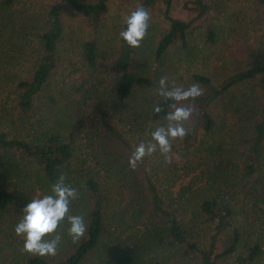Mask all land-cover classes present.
Listing matches in <instances>:
<instances>
[{
  "label": "trees",
  "instance_id": "trees-1",
  "mask_svg": "<svg viewBox=\"0 0 264 264\" xmlns=\"http://www.w3.org/2000/svg\"><path fill=\"white\" fill-rule=\"evenodd\" d=\"M180 1L139 0L146 10L164 7L157 59L174 46L189 50L191 20L170 15ZM187 1L198 18L208 14L204 0ZM248 1L264 8V0ZM107 2L0 0V215L63 177L78 193L68 215H82L86 225L74 241L65 218L54 233L56 254L38 256L19 240L6 246L1 237L15 223L2 220L0 264H264V86L255 96L236 95L259 77L264 85V65L217 83L194 73L188 86L200 96L166 100L148 92L151 79L132 67V48L121 38L115 59H102ZM67 10L83 20L85 37L67 39ZM240 28L246 47L253 30ZM206 37L213 41L211 29ZM173 106L192 109L182 122L186 135L130 167L134 146L167 124ZM227 140L236 148H223ZM196 169L173 192L180 173Z\"/></svg>",
  "mask_w": 264,
  "mask_h": 264
},
{
  "label": "rangeland",
  "instance_id": "rangeland-1",
  "mask_svg": "<svg viewBox=\"0 0 264 264\" xmlns=\"http://www.w3.org/2000/svg\"><path fill=\"white\" fill-rule=\"evenodd\" d=\"M83 2H93L95 0H80ZM107 12L101 20L99 36L103 48L102 55L105 62L115 59L119 46V32L124 28L126 16L134 11L139 4V0H108ZM208 6V14L198 18L199 9L193 1L173 3L170 15L183 22H192L193 34L189 37V50L184 51L178 46L169 49L162 58L155 57L154 48L166 29V22L163 19L164 7L160 5L147 9L149 13L148 29L139 46L132 48V67L143 76L151 79L152 86L148 92H158L159 81L164 78L166 87L189 88L190 76L194 73L206 75L214 82L222 81L228 74L249 69L256 64L264 65V8H259L248 0H204ZM63 23L67 33V39L78 40L86 36V28L83 20L70 12L65 11ZM253 30L251 40L243 43V35L240 26ZM211 29L214 33L212 42L206 37V31ZM244 30V29H243ZM245 31V30H244ZM250 45V48L247 46ZM102 50V49H101ZM261 77L238 88L236 95L241 93L248 96L258 95L263 89ZM220 134H224L221 130ZM233 141H225L223 148L235 149L237 144ZM194 170L190 173H180L177 178L176 187L187 184L196 177ZM163 190L167 185L162 181ZM238 200H242L236 189ZM34 196V194L32 195ZM30 196V197H32ZM26 196L15 204L6 214L0 215V221L7 219L8 223L16 224L22 215V208L33 198L26 199ZM244 215L240 214L238 222L243 223ZM8 225V224H7ZM3 228V227H2ZM9 229L1 239L5 240L8 246L12 241H22V237L16 235ZM19 238V239H18ZM50 238V237H46ZM28 255H35L28 253ZM9 256V255H8ZM8 259V257H7ZM191 260L186 264H194Z\"/></svg>",
  "mask_w": 264,
  "mask_h": 264
},
{
  "label": "clouds",
  "instance_id": "clouds-1",
  "mask_svg": "<svg viewBox=\"0 0 264 264\" xmlns=\"http://www.w3.org/2000/svg\"><path fill=\"white\" fill-rule=\"evenodd\" d=\"M149 13L143 7L131 11L124 21L125 27L119 32V37L131 47L139 46L148 29ZM157 94L166 100L182 102L200 96L201 90L195 84L187 89L181 87H166V81L161 78ZM174 110L165 117L167 124L151 131V140L141 141L134 146L129 157V166L135 167L146 155L159 150L162 154L171 149L170 140L182 138L186 129L182 122L191 115L192 109L185 106H173ZM159 112V106L153 109ZM78 196L77 190L65 183L60 177L50 186V191L38 198L28 201L22 208V215L14 226V233L22 237V247L25 252L38 256H54L60 243V235L56 229L61 221L67 219V233L75 241L86 231L82 215H68L69 204ZM54 234V235H53ZM50 237V238H46Z\"/></svg>",
  "mask_w": 264,
  "mask_h": 264
}]
</instances>
